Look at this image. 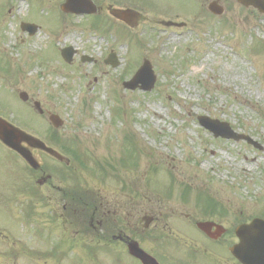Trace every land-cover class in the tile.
Segmentation results:
<instances>
[{
	"label": "rangeland",
	"instance_id": "rangeland-1",
	"mask_svg": "<svg viewBox=\"0 0 264 264\" xmlns=\"http://www.w3.org/2000/svg\"><path fill=\"white\" fill-rule=\"evenodd\" d=\"M131 1L143 19L135 25L109 22L107 15H65L61 0H0V117L66 154L59 163L33 152L54 178L69 177L63 184L68 188L80 185L96 198L120 194L122 202L143 209L169 195L174 208L186 212L206 205L195 203L203 192L236 219L264 215V148L215 138L198 121L206 115L228 122L264 147L263 15L237 0H218L225 8L221 16L206 8L211 0ZM161 17L187 25L165 27L155 22ZM23 21L42 30L29 36L20 28ZM64 45L78 50L72 63L61 58ZM111 52L115 67L105 63ZM147 59L157 76L154 88H124ZM47 111L59 114L64 125L50 124ZM53 133L61 144L53 142ZM12 156L0 141V231L10 239H0V264H110L100 248L96 257L71 251L96 247L97 239L60 240L62 228L46 209L43 219L15 207L21 176L33 170L23 161L20 169ZM147 238L164 240L156 231ZM62 245L65 253L58 251ZM112 262L129 264L126 258Z\"/></svg>",
	"mask_w": 264,
	"mask_h": 264
},
{
	"label": "flooded vegetation",
	"instance_id": "flooded-vegetation-1",
	"mask_svg": "<svg viewBox=\"0 0 264 264\" xmlns=\"http://www.w3.org/2000/svg\"><path fill=\"white\" fill-rule=\"evenodd\" d=\"M63 1L61 0V3ZM92 3L95 5L96 12L88 15L83 14L84 16L103 17L107 15L105 20L109 22L113 23L115 20L122 22L118 15H113V11L117 10V12H124L125 21L133 25L142 19L141 13L140 17L132 18L135 15L134 11L138 9L135 1L92 0ZM125 10L131 12L132 17H128L129 14ZM168 19L161 17L155 22L167 25ZM105 63L111 65L107 63V58ZM44 111L43 109L38 114L44 117ZM47 113L49 120V114L52 112L47 111ZM0 128L3 126L0 125ZM7 132L9 135L11 134V131L7 130ZM22 144L33 149V152L34 150L44 152L27 142ZM5 148L7 147L5 146ZM7 150L12 151L16 156H12L16 158V161H12V163H19V166L22 167L20 169H24L22 162V160L25 161L24 158L12 147L7 148ZM49 156L58 160L59 163H64V159L59 155ZM37 162V169H33V172L27 175L28 177L26 174L21 176L19 182L21 186L18 189L22 192L20 202H17L20 203V206L16 205L15 207L20 209V212L27 211V209L34 210L38 213V217L41 216L43 219L45 218L44 209H46L52 214L54 223L62 228V234H58L60 240L65 237L68 238L67 242H75L82 239L81 236H83V239L95 238L99 242L97 248L83 246L80 249L71 250L73 253L85 249L88 255L92 252L95 257L99 255L96 250L100 248L101 251L105 252V259L110 264H113V260L119 261L124 258L129 261V264H142L141 260L133 256L129 250L132 242L136 241L142 250L147 251L160 264H242L231 250L232 246L239 241L236 228L241 223L249 222L254 216L236 219L235 214L229 212L220 203L192 206L193 211L186 212L185 207L174 208L176 200L168 195H159L156 201L148 204L147 209H143L138 203L134 204L133 201L124 203L123 200L122 202L120 194H115L119 198H96L94 196L96 193L80 185L76 189L63 185L66 184L69 177H60L57 180L58 178H54L52 173L47 172L46 167L39 160ZM65 166L63 165L64 168H66ZM57 172L55 171L53 174ZM51 191L52 195L50 194ZM182 198L185 200V197ZM45 201L48 205L46 203V208H43ZM30 213H26L25 216L28 220L31 216ZM42 218H39L40 221L45 223ZM200 223H205L202 224L205 230L201 228ZM27 224L25 222L23 225L27 229L26 234L30 229L29 224ZM0 226L1 228L4 227L3 224ZM6 230L9 232L7 227ZM155 231L164 240L149 241L147 238L149 232ZM3 234L4 231H0L1 241L8 242L10 239L8 241L4 239H8L9 235ZM166 237L168 239L165 240ZM67 242H64L63 245ZM63 245L58 250L59 252H64ZM2 257L5 256L2 255Z\"/></svg>",
	"mask_w": 264,
	"mask_h": 264
},
{
	"label": "water",
	"instance_id": "water-1",
	"mask_svg": "<svg viewBox=\"0 0 264 264\" xmlns=\"http://www.w3.org/2000/svg\"><path fill=\"white\" fill-rule=\"evenodd\" d=\"M240 4H243L245 6H255L257 7L260 12L264 13V0H238ZM93 6V3L91 0H66V2L63 5V10L66 12L69 11H75V12H88L94 11L95 9L91 8ZM210 10H212L215 14L221 15L224 11L222 7L218 5L217 2H211L208 6ZM116 15H118L120 18L124 19L125 13L123 12H115ZM23 29L27 28H34L31 29V33H34L37 30V27L29 25V24H22ZM73 47L66 48L62 51V55L64 58H66L67 61H72V55L74 53ZM110 62L115 65L116 62H114L112 59ZM150 71V74L149 72ZM146 73L147 75H145ZM156 80V76H154L151 65L148 61L145 62V66L140 69L137 73V75L124 83L125 88H132L136 89L138 88V84L141 83L140 87L149 90L153 87L154 82ZM23 99L27 98V95L25 93L21 94ZM51 121L56 124L57 126L60 124H63L58 116H51ZM200 124L202 126H205L206 128H209L213 133L214 136H222L224 138H233L235 140L239 139H245L249 141L250 143H253L256 147H259V145L250 137L245 136L242 134L235 133L231 129V127L228 125V123H221L218 120H212L210 117L207 116H200L199 117ZM2 126H4L3 129L0 130L1 137L4 138L5 142L7 144H11L15 146L16 142H20L21 140L25 139L29 141L30 143L34 142L37 144V146H41L39 142H35L36 140L34 138H30L25 136L22 132H18L17 130L13 129L12 127L6 126L5 124L1 123ZM7 128L8 130H11L14 135L16 136V140H14L13 136H5V131ZM4 132V133H3ZM17 147H18V143ZM19 148V147H18ZM23 156L29 161V163L32 166H36L35 160L33 157H31L24 149H18ZM46 150L50 151L49 148H46ZM205 223H201V227L205 230V227L202 225ZM237 234L240 236L241 243L237 244L232 250L235 256H237L240 261L244 264H264V219L260 218H254L250 224H243L237 229ZM130 252L138 257L140 260H142L143 264H160L157 260H155L152 256H150L146 251L139 248L138 243L136 241L132 242V244L129 246Z\"/></svg>",
	"mask_w": 264,
	"mask_h": 264
}]
</instances>
